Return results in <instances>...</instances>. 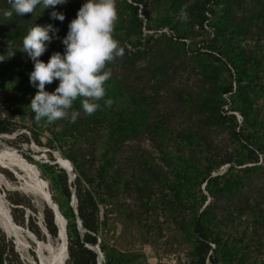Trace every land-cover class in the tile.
I'll use <instances>...</instances> for the list:
<instances>
[{
    "label": "trees",
    "instance_id": "obj_1",
    "mask_svg": "<svg viewBox=\"0 0 264 264\" xmlns=\"http://www.w3.org/2000/svg\"><path fill=\"white\" fill-rule=\"evenodd\" d=\"M85 2L45 9L41 0L20 16L0 0V99L31 120L0 118V133L28 128L18 142L49 147L46 158L23 157L49 181L67 219L66 264H98L89 246L97 243L104 264H153L142 250L118 246L111 231L119 219L143 233L156 264L181 254L189 264H264V0H116L113 35L124 54L106 64L111 76L100 107L87 115L78 97L65 117L37 122L29 107L38 91L30 83L34 62L23 38L33 26L52 25L39 59L63 55L68 26ZM52 150L73 165L75 180ZM74 186L84 230L72 206ZM8 198L14 221L45 239L27 215L38 213L30 197ZM43 223L59 236L48 205ZM0 264H26L1 227Z\"/></svg>",
    "mask_w": 264,
    "mask_h": 264
},
{
    "label": "clouds",
    "instance_id": "obj_2",
    "mask_svg": "<svg viewBox=\"0 0 264 264\" xmlns=\"http://www.w3.org/2000/svg\"><path fill=\"white\" fill-rule=\"evenodd\" d=\"M66 2L42 0L45 9ZM9 3L17 15L23 16L33 13L41 0H9ZM6 15L10 17L12 12ZM51 15L60 21L65 19L62 13L56 11ZM117 19L116 0H86L68 26L69 31L62 41L65 45L64 54L54 53L47 63L39 57L46 51L45 42L52 39L49 35L52 25L33 26L24 36L23 52L34 62L30 83L38 87L29 106L37 122L46 118L50 123L65 117L78 97L84 98L82 107L87 115L97 111L100 107L98 102L105 96L104 84L111 76L110 70L105 71L106 64L124 54L113 35ZM54 80H59L58 87L53 92L46 91L45 85ZM112 103L111 99L106 101L108 106ZM77 115L73 113V122Z\"/></svg>",
    "mask_w": 264,
    "mask_h": 264
},
{
    "label": "rangeland",
    "instance_id": "obj_3",
    "mask_svg": "<svg viewBox=\"0 0 264 264\" xmlns=\"http://www.w3.org/2000/svg\"><path fill=\"white\" fill-rule=\"evenodd\" d=\"M11 117H12V119L19 121L20 123H23L24 125H31L30 118L22 120L20 117L15 116L13 111H12ZM22 132H27V133L31 134V131L28 128H24V127H20L19 130L15 131L13 133H6V134L0 133V151L5 153V154L13 155V156H16V157H19L22 159H26L23 157L24 153H29L34 157H39L40 155H42L44 153L47 154V151H49V147H47L46 145H42V146L38 145L35 141H32L31 144H27L26 142H18L17 137ZM46 139H47V133L45 132L42 134V141L45 142ZM15 145H17L20 148V151L16 148ZM52 151H56V150H52ZM27 162L30 163V161H28V160H27ZM0 166L4 169H7L8 171H10V173H12L14 175L15 179L12 180L2 172L6 176V178L12 184H14V186H16V187L22 186L23 187V189H18V188L8 189L5 185L0 183V189L4 190L6 192V195L4 196L1 190H0V194L3 197V199L6 201L8 207L10 205H12V203H11L12 201L8 198V196L13 197L15 193H18L19 195L20 194L21 195L22 194L27 195L28 197H30L32 204L38 210V213H35L30 209H28L27 211L30 210L29 211L30 214H32V216H35L37 218V222L39 223L40 215H42L43 219H44V209L48 205V203H42V205H40L36 196L34 194H32L29 190L24 189L25 184H26V186H28V183H27L28 181L26 180V177H24L25 174L23 171H21L19 169H13V168L7 166L6 164H4L3 162H0ZM37 173L41 179L42 175L39 173V171H37ZM43 185H44L45 189L47 190L45 182ZM7 199H9V201ZM9 210H10V208H9ZM25 228H26V226H25ZM20 229L25 233V235L28 237V239L30 241V248H29L28 253L23 254V252L19 249L16 240L10 235L8 237H10L14 240L15 245L17 247V250L20 252L21 257L23 258V260L25 261L26 264H42V261H41L40 257L38 256V253H37L38 249H42L43 244H46V245L48 243L51 244V239L55 240L56 238H53L52 235H50L48 232L43 230L46 238L45 239L38 238L34 241V240H32V237L28 235L27 231L23 230L22 228H20ZM114 231H116L115 232L116 233L115 242L118 244V246L121 249H140L147 255L148 260L151 263H153V264L157 263L158 260H157V257L155 255L154 247H152V245H150V244H147V243L145 244L142 242V240L144 239L142 236L143 233L138 228H136V226L133 223H130V222L125 223L124 221L119 219L116 221V228L113 231H111V233H114ZM32 243H34V245ZM31 248H33L34 251L36 252V254H37L36 257L38 259L31 254V252H30ZM180 257H181V259H178V256H174V255H172L170 257L167 256L164 258L163 261L167 264H189V261L184 254H181Z\"/></svg>",
    "mask_w": 264,
    "mask_h": 264
},
{
    "label": "bare ground",
    "instance_id": "obj_4",
    "mask_svg": "<svg viewBox=\"0 0 264 264\" xmlns=\"http://www.w3.org/2000/svg\"><path fill=\"white\" fill-rule=\"evenodd\" d=\"M62 156V155H61ZM61 156L58 154V158L61 159ZM0 162H3L7 166L13 169H19L24 172L26 180L28 181V186L24 189L29 190L32 194H34L40 205L42 203H50L48 188L49 186L46 184L47 190L44 187V180L41 179L37 173L40 170L38 167H35L31 164V162H27V159H22L13 155H8L0 151ZM63 165H65L63 163ZM44 181V182H43ZM0 183L5 185L8 189H23V187H16L12 184L6 176L0 172ZM46 183V182H45ZM43 216L40 215L39 225L41 228L45 230L43 223ZM58 223L60 225V233L59 236L53 240L51 239V244L48 243L43 244L42 249H38L37 253L40 257L42 264H66L67 261V252H66V235H65V219L59 215ZM0 226L1 228L10 236H12L19 247V249L24 253L29 252L30 241L25 233L20 229L27 230L29 236L32 237V240L38 239L36 235L30 233L28 229L22 227L21 225L15 223L14 219L11 216L9 207L6 201L0 194ZM48 232V231H46ZM49 233V232H48ZM49 252V253H48ZM103 258L100 259V264H103Z\"/></svg>",
    "mask_w": 264,
    "mask_h": 264
},
{
    "label": "water",
    "instance_id": "obj_5",
    "mask_svg": "<svg viewBox=\"0 0 264 264\" xmlns=\"http://www.w3.org/2000/svg\"><path fill=\"white\" fill-rule=\"evenodd\" d=\"M13 147V146H12ZM18 149V148H17ZM20 151V149H18ZM61 156V154L58 152V151H53V155H54V158H55V161L58 162V164L63 167L64 169H66V171L68 172L69 176H70V180H75L76 178V173L74 171V168H73V165L71 163H69L66 159H64L62 156H61V159H59L57 156ZM34 157V156H33ZM47 155L44 153L42 155H40L39 157H34L35 159H40V158H46ZM27 159V158H26ZM28 160V159H27ZM63 163L65 165H63ZM32 165H34L35 167H38L36 164L32 163ZM39 169V168H38ZM40 170V169H39ZM41 172V171H40ZM42 179L46 182V184L49 186L48 188V193H49V198H50V203H48V206L50 208L53 209L54 213H55V219H56V223L58 225V217L59 215H61V217H63L65 219V235H66V252H67V258L69 257V251H68V235H67V219L64 217V215L61 213L60 209H59V205L58 203L54 200L53 198V193L50 189V185H49V181L47 179H45L43 176H42ZM1 190V189H0ZM2 193L4 195H6V192L4 190H1ZM8 200V199H7ZM9 201V200H8ZM77 205H78V198H77V193H76V186H74V189H73V195H72V206L74 207L77 215H78V209H77ZM10 208V213H11V216L13 218V215H12V209H11V206H9ZM30 211V210H29ZM27 211V215L29 216L30 212ZM78 223H79V226L81 229H85L83 223H82V219L80 218V216L78 215ZM14 219V218H13ZM16 223V222H15ZM24 227V226H22ZM26 228L30 231L31 234H35L28 226H26ZM44 228L46 231H48V229L46 228V226L44 225ZM49 232V231H48ZM7 234V233H6ZM50 234V233H49ZM51 235V234H50ZM7 236H9L7 234ZM90 248H92L94 251L97 252L98 254V264H100V259L103 258L104 260V255H103V252L101 250V247L99 245V243H97L96 245H89ZM17 249V247H16ZM104 264V263H103Z\"/></svg>",
    "mask_w": 264,
    "mask_h": 264
},
{
    "label": "built area",
    "instance_id": "obj_6",
    "mask_svg": "<svg viewBox=\"0 0 264 264\" xmlns=\"http://www.w3.org/2000/svg\"><path fill=\"white\" fill-rule=\"evenodd\" d=\"M11 116H12V107L8 102L0 99V118L10 119L12 118Z\"/></svg>",
    "mask_w": 264,
    "mask_h": 264
}]
</instances>
